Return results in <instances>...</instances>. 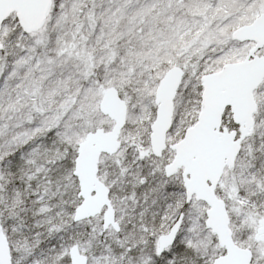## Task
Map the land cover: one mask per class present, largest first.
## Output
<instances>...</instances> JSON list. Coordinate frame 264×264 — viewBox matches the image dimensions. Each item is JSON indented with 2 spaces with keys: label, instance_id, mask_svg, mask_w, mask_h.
Segmentation results:
<instances>
[{
  "label": "snow or ice",
  "instance_id": "obj_1",
  "mask_svg": "<svg viewBox=\"0 0 264 264\" xmlns=\"http://www.w3.org/2000/svg\"><path fill=\"white\" fill-rule=\"evenodd\" d=\"M0 264H264V0H0Z\"/></svg>",
  "mask_w": 264,
  "mask_h": 264
}]
</instances>
